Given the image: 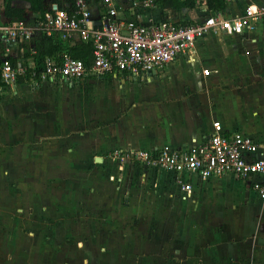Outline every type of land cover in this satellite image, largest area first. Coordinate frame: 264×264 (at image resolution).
I'll return each instance as SVG.
<instances>
[{
	"label": "crops",
	"instance_id": "0c3cea01",
	"mask_svg": "<svg viewBox=\"0 0 264 264\" xmlns=\"http://www.w3.org/2000/svg\"><path fill=\"white\" fill-rule=\"evenodd\" d=\"M50 1L47 4L57 7L63 0ZM241 8L238 1L229 3L224 16L239 14ZM208 15L204 0L196 1L186 13L161 8L138 13L143 21L182 24L200 22ZM32 55L25 54L29 61ZM22 79L0 89V254L7 250L5 258L0 256V264L43 263L40 258H28L31 245L16 256L10 252L12 235L31 232L9 226L11 215L5 207L17 201L16 173L23 172V185L32 186L43 164L48 173L88 170V180L78 178L87 183L77 185L87 188L89 202L118 196L126 203L108 227L119 229L126 241L131 237L114 250L137 254L124 255L120 264H264V228L260 231L264 220L256 214L254 227L235 230L229 216L236 204L228 198L238 199V193L248 191L252 200L264 201L233 175L195 179L187 198L161 175L148 174L147 178L143 174L115 184L96 177L111 155L129 156L165 146L189 148L208 137L217 122L225 130L248 133L263 142L260 131L227 125V111L221 104L230 101L235 92L264 104V27L244 36L210 33L189 55L142 80L111 75L69 85ZM96 160L102 165L94 164ZM229 177L235 181L233 188L224 182Z\"/></svg>",
	"mask_w": 264,
	"mask_h": 264
},
{
	"label": "built area",
	"instance_id": "2783aa9c",
	"mask_svg": "<svg viewBox=\"0 0 264 264\" xmlns=\"http://www.w3.org/2000/svg\"><path fill=\"white\" fill-rule=\"evenodd\" d=\"M236 1L242 6L239 14L225 17L215 12L200 22L186 24L139 19L138 13L154 7L153 0H63L57 7L44 1L42 13L26 10L20 20L0 15V89L16 82L19 76L34 82L69 85L111 75L145 79L150 72L189 55L194 45L210 33L244 36L264 27V2L224 0L226 5ZM40 35L69 46L88 44L90 58L84 62L67 53L47 57L42 70L36 73L35 62H24L23 57L27 52L34 53ZM10 59H15L14 65ZM130 155L167 176L183 198L190 196L195 179L208 181L233 175L264 201V141L248 133L225 130L218 122L208 137L192 147L165 146L156 154Z\"/></svg>",
	"mask_w": 264,
	"mask_h": 264
},
{
	"label": "rangeland",
	"instance_id": "374dc122",
	"mask_svg": "<svg viewBox=\"0 0 264 264\" xmlns=\"http://www.w3.org/2000/svg\"><path fill=\"white\" fill-rule=\"evenodd\" d=\"M44 1L47 3L50 0ZM196 1L199 2V0ZM3 4L0 0V9ZM232 5L235 9L236 5ZM153 6L151 10L161 8L159 1L153 0ZM257 77L263 78L261 75ZM259 97L261 99L263 95ZM221 106H224L223 110L227 111L228 117L226 116L225 120L230 127L232 124L241 129L251 127L264 133V104L256 103L254 97L235 92L231 100ZM46 159H43V162ZM58 160V157L54 159V161ZM108 160L104 165L98 162L99 160L94 163L102 165L103 173L98 171L96 177L102 176L105 182H108V179L113 184L119 179L131 182L143 174L147 178L148 174L160 178L156 170L136 160L134 155H111ZM57 163L59 162H54L55 165ZM44 168L45 164H43V170L38 171L33 177L32 186L23 185L21 181L24 178L23 172L16 173L17 201L5 204L6 210L11 215L9 226L20 227L22 230L27 228L31 233L26 236L17 234L11 236L13 245L11 244L10 252L13 255L16 256L17 253H21L20 251H24L26 245L28 247L31 245L32 248L29 253L26 252L25 256L28 253V258L33 261L42 259L43 263L40 264H107L108 257H110V264H120L122 263L120 259L124 255H130V252L133 255L137 254L136 251L132 252L134 250H114L115 246L129 242L131 239L127 236L126 241V236L124 237L119 229L113 230L108 227L116 214L126 205L120 197L108 196L107 199L98 197L89 202L87 188L77 185L82 182L87 183V181H78L88 180L90 173L88 170L74 172L58 169L48 173ZM163 177L168 179L167 176ZM78 178L81 179L78 180ZM233 181L234 179L229 177L224 182H228L230 188H233ZM251 196V193L247 191L238 193V199L231 196L228 198L230 203L236 204L235 210L229 216L230 220H234L235 230L254 227L257 222L256 214L264 220V204L261 201L252 200ZM24 231L27 230L24 229ZM2 252L0 256L5 258L7 250ZM43 252H45L44 256Z\"/></svg>",
	"mask_w": 264,
	"mask_h": 264
},
{
	"label": "trees",
	"instance_id": "16d2710c",
	"mask_svg": "<svg viewBox=\"0 0 264 264\" xmlns=\"http://www.w3.org/2000/svg\"><path fill=\"white\" fill-rule=\"evenodd\" d=\"M68 3H72L73 0H65ZM98 1V0H95ZM163 9H173L175 11L182 12L184 9L191 10L195 7L196 0H155L158 2ZM207 11L209 14L215 12L226 11L227 5L224 0H204ZM28 5V7H26ZM44 0H4L3 5V15L11 20L17 19L20 20L24 17L26 10L32 13H42ZM34 53L32 55L35 62V72L39 73L44 64V60L47 57H58L62 53H67L71 57L76 59H81L84 62H87L90 58V45L77 43L73 46L63 44L59 41H56L50 37L40 35L35 40ZM24 62L28 60L27 56L23 57ZM12 64H15V59H10ZM22 77L19 76L17 81H22ZM2 83L0 81V87ZM158 151L150 152L151 154H156Z\"/></svg>",
	"mask_w": 264,
	"mask_h": 264
},
{
	"label": "water",
	"instance_id": "95a60500",
	"mask_svg": "<svg viewBox=\"0 0 264 264\" xmlns=\"http://www.w3.org/2000/svg\"><path fill=\"white\" fill-rule=\"evenodd\" d=\"M182 12H183V13H186V12H187V10H186V9H184ZM263 228H264V224H262V225H261L260 231H263Z\"/></svg>",
	"mask_w": 264,
	"mask_h": 264
}]
</instances>
